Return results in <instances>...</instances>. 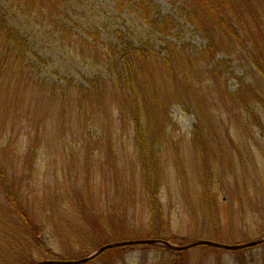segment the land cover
I'll return each instance as SVG.
<instances>
[{"label":"trees","instance_id":"16d2710c","mask_svg":"<svg viewBox=\"0 0 264 264\" xmlns=\"http://www.w3.org/2000/svg\"><path fill=\"white\" fill-rule=\"evenodd\" d=\"M109 1L111 7L104 12L109 17L102 14L79 24L72 16L76 1L0 0V264L49 261L50 251L40 238L42 223L23 202L30 191L24 190V196L21 186L13 183L23 184L26 174L7 172L33 169L48 136L57 147L65 134L76 139L81 136L77 146L88 149L86 136H97L93 145L100 146L117 130L132 133L149 215L148 222H141L151 233L157 222L164 227L158 201L159 151L167 144L173 107L183 108L195 119L192 136L201 167L207 170L199 181L206 198L212 197L213 170L205 159L209 149L201 129L212 138L208 126L212 107L203 105L214 102L212 91H223V99L239 120L264 131V0ZM128 16L137 18L143 28H133ZM115 20L121 23L117 25ZM24 27L26 31L40 29L48 35V42H58L65 52L78 54L82 67L75 63L74 72L64 74L47 71L48 61L39 54L30 34H24ZM186 27L204 45L191 46L185 39ZM234 61L242 73L233 77L236 88L230 91L226 84L232 73L227 68ZM25 122L27 127L21 128ZM24 129L35 138L27 148L18 140L11 141L12 135L18 139ZM74 163L75 159L70 164ZM202 204L207 208L206 201ZM210 213L206 216L212 223ZM92 223L98 228L95 219ZM76 234L81 241L89 237L84 232ZM118 236L111 243L125 245L116 248L147 245L140 243L145 240H127L122 233ZM169 241L178 243L177 237ZM210 242L219 244L214 239ZM100 247L97 244L89 251ZM178 259L175 256L168 264H185Z\"/></svg>","mask_w":264,"mask_h":264},{"label":"rangeland","instance_id":"374dc122","mask_svg":"<svg viewBox=\"0 0 264 264\" xmlns=\"http://www.w3.org/2000/svg\"><path fill=\"white\" fill-rule=\"evenodd\" d=\"M68 1L70 4L76 1L72 16L79 24L106 15L104 12L111 7L109 0ZM129 22L139 30L144 26L137 18ZM114 23L119 25L121 22L115 20ZM27 29L24 27V34H30L32 41L37 43L39 54L49 63L47 71L64 74L74 72L75 63L78 68L82 67V63L77 62L78 54L65 52V47L58 42H48V35L40 29ZM184 34L191 46L204 45L201 37L188 27ZM227 71L232 73V79L226 86L233 91L236 88L233 77L240 75L242 69L234 61L230 62ZM224 78L228 79L229 75L225 74ZM212 92L214 102H203L212 107V118L208 123L212 138H208L203 127L201 129V137L206 138L209 149L205 151V159L213 170L212 197L202 196L199 186L207 170L203 171L201 167L198 145L194 148L192 129L195 119L183 108L173 107L167 144L159 151L162 175L158 201L164 227H159L161 223L157 222L151 233L144 223L149 218L146 193L139 181L130 132L117 130L111 139H103L100 146L93 145L97 136H86L84 138L90 144L88 149L77 146L81 136L76 139L65 134L61 140L62 149L52 143V136H48L45 146L40 149L39 163H34L33 169L29 172H19L15 168L7 170L9 174L11 171L17 175L26 174L27 181L23 180V184L13 183L21 186V194L26 189L30 191L23 202L42 223L40 238L50 251L47 264L90 257L94 253L89 251L92 247L113 244L111 242L119 240L121 233L127 240L157 239L169 247L150 244L111 248L84 264H168L175 256L185 264H264V243L242 250L210 246L176 250L178 246L196 241L214 239L219 244L231 246L264 239V131L247 126L252 123L250 121L239 120L223 99V91ZM23 127H27L26 122L21 125ZM21 132L18 139L16 134L12 135L11 141L15 144L18 140L27 148L35 141L34 135L25 129ZM74 159L76 164H70ZM203 201L207 202V208ZM208 212L214 216L212 223L207 220ZM94 219L98 228L92 223ZM120 227L125 230L120 231ZM77 232L87 233L89 237L81 241ZM172 237H177L178 245L169 241ZM83 247L86 248L82 250Z\"/></svg>","mask_w":264,"mask_h":264},{"label":"water","instance_id":"95a60500","mask_svg":"<svg viewBox=\"0 0 264 264\" xmlns=\"http://www.w3.org/2000/svg\"><path fill=\"white\" fill-rule=\"evenodd\" d=\"M264 240H259V241H254L251 243H247L244 245H238V246H222V245H218V244H214V243H210V242H206V241H201V242H197L185 247H180V248H176V250L178 251H183V250H187L191 247H196V246H210V247H215V248H222V249H226V250H239V249H245V248H251V247H255L256 245H259L261 243H263ZM143 244H154V245H164L166 247H169L167 243L162 242V241H156V240H148V241H143L141 242ZM125 244H115V245H107L101 249H99L97 252H95L93 255H91L88 258L82 259L80 261H74V262H66L64 264H82V263H86L88 261H90L91 259L95 258L96 256H98L99 254H101L102 252H104L105 250L111 249V248H115V247H119ZM39 264H47V263H39Z\"/></svg>","mask_w":264,"mask_h":264}]
</instances>
